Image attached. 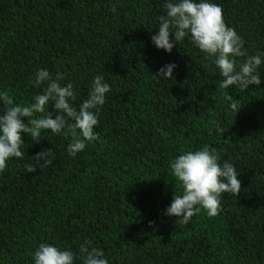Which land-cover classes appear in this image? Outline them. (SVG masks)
Wrapping results in <instances>:
<instances>
[{
	"label": "trees",
	"instance_id": "trees-1",
	"mask_svg": "<svg viewBox=\"0 0 264 264\" xmlns=\"http://www.w3.org/2000/svg\"><path fill=\"white\" fill-rule=\"evenodd\" d=\"M214 2L249 54L264 51V0ZM163 14V0H0V88L15 102L41 90L29 83L38 68L63 72L76 104L94 75L111 89L95 128L102 142L75 157L65 136L44 130L37 144L22 135L25 160L0 172V264H31L41 242L75 251L84 238L108 264H264V63L258 86L222 90L187 39L169 53L151 44ZM168 62L172 78L154 77ZM204 144L236 166L240 191L222 194L217 215L202 209L180 223L163 214L176 191L168 161ZM48 148L51 164L24 172Z\"/></svg>",
	"mask_w": 264,
	"mask_h": 264
},
{
	"label": "clouds",
	"instance_id": "clouds-1",
	"mask_svg": "<svg viewBox=\"0 0 264 264\" xmlns=\"http://www.w3.org/2000/svg\"><path fill=\"white\" fill-rule=\"evenodd\" d=\"M163 10L164 14L157 17L156 32L150 36L156 49L169 53L174 45L187 39L215 66L220 89L246 90L249 85L261 83L258 68L264 63V51L249 54L244 49V40L225 23L222 8L214 0H163ZM109 11H116L115 4L109 6ZM175 67L172 62L165 63L154 77L171 79ZM63 80L61 71L53 76L47 68H38L29 83L41 90L24 103L15 102L8 89L0 88V172L10 158L25 160V152L21 150L22 135L37 144L44 130L65 136L68 138L65 151L69 157H75L89 143L102 142L95 128L110 85L102 75H94L86 97L76 104L73 84L70 81L62 84ZM224 100L235 113L241 108L238 99L229 94ZM49 105L52 111H48ZM211 123L218 134L226 130L219 121ZM53 155L51 148L41 149L26 159L24 172L32 173L49 166ZM168 169L176 191L163 214L175 217L180 223H187L202 209L210 217L217 215L222 194L240 191L236 166L228 160L221 161L216 149L207 144L179 152L169 159ZM29 255L31 264H75L77 260L82 264H108L104 251L87 238L75 251L67 246L41 242Z\"/></svg>",
	"mask_w": 264,
	"mask_h": 264
}]
</instances>
